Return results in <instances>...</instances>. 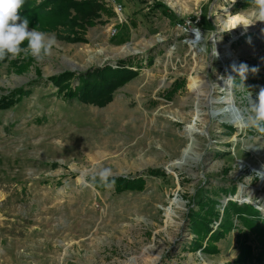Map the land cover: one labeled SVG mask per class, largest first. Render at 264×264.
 Instances as JSON below:
<instances>
[{"label": "rangeland", "instance_id": "obj_1", "mask_svg": "<svg viewBox=\"0 0 264 264\" xmlns=\"http://www.w3.org/2000/svg\"><path fill=\"white\" fill-rule=\"evenodd\" d=\"M98 1L114 15L103 14L79 32L84 42H65L62 30L47 32L58 43L44 61L23 53L0 61V100L31 90L0 110V264H149L152 257H158L155 264H236L237 238L247 231L235 212L225 215L231 202L223 213L218 207L233 195L264 207V178L256 175L264 172V134L221 125L216 114L225 100L249 114L248 93L255 101L264 88V23L245 34L250 44L244 38L233 46L249 71L244 81L237 75L234 97L224 99L215 85L222 70L215 37L227 43L240 32L226 31L220 21L225 12H250V0ZM187 21L204 33L202 54L177 35V25ZM29 57L28 70L19 73ZM120 61L142 68L103 108L66 101L45 82L72 72L77 87L80 75L118 68ZM200 76L213 103L195 106L190 79ZM189 125L197 129L194 150L201 156L179 167L172 163L189 144ZM100 167H110L115 177H143L146 186L122 194L113 187L98 191L87 180ZM150 170L161 174L148 176ZM200 201L216 203L212 233L230 214L234 224L210 253L204 251L208 239L195 249L200 240L190 225ZM257 217L264 223V213Z\"/></svg>", "mask_w": 264, "mask_h": 264}, {"label": "trees", "instance_id": "obj_2", "mask_svg": "<svg viewBox=\"0 0 264 264\" xmlns=\"http://www.w3.org/2000/svg\"><path fill=\"white\" fill-rule=\"evenodd\" d=\"M249 2H252L250 0ZM239 5L236 7L238 10ZM237 12V11H236ZM21 20H29V28L42 32L64 31L62 40L68 43H82L84 39L79 37V32L86 27L95 26V20H101L102 15L110 17L114 15L107 9L104 3L98 0H45L36 5V0H26L25 5L19 11ZM26 47V42L22 45ZM6 60V59H5ZM32 58H27V63L16 69L19 73L25 72ZM132 68H136L134 71ZM142 67L127 65L125 61L119 62V67L113 68L106 66L102 69H92L78 77L79 85L73 87L71 81L75 78L72 72H65L58 76L49 77L45 82L51 83L57 88V95L66 101H78L87 105H94L99 108L107 106L113 101L114 93L131 82L139 75ZM42 80V79H40ZM31 90L25 88L17 89L10 95L1 98L0 110H7L19 103L24 96ZM160 171L150 170L148 176H160ZM95 189L103 191L106 189L99 180L92 181L91 177L87 180ZM146 186V180L143 177L137 179H128L115 177V186L113 187L117 194L125 192H141ZM199 209L190 216V225L193 232L198 236L200 242H196L195 249H202L204 241L207 239V246L204 251L214 252L212 243L219 242L233 229L231 212L237 214L240 224L246 229L247 233L240 234L237 238L238 256L236 264H264V223L258 216V211L252 206L239 207L236 203H229L225 209V215L228 210L229 220H224L219 230L212 233V221L218 216L215 211L216 203L214 201L198 203ZM252 239V240H251ZM256 247H252V242Z\"/></svg>", "mask_w": 264, "mask_h": 264}, {"label": "clouds", "instance_id": "obj_3", "mask_svg": "<svg viewBox=\"0 0 264 264\" xmlns=\"http://www.w3.org/2000/svg\"><path fill=\"white\" fill-rule=\"evenodd\" d=\"M25 3L26 0H0V61L16 59L23 53L42 62L52 55L53 48L58 43L54 35L36 29L28 30L29 20L27 18L21 20L18 14ZM252 4L253 7L247 14L244 11L235 14L227 13L228 31L240 26L246 30L257 22L264 23V0H252ZM193 32L196 39H202L203 36L199 29L195 28ZM25 42L26 47H22ZM215 55H217L216 50ZM233 71H237L244 81L249 68L246 64H241L238 69L233 65ZM251 71L255 73L258 68L253 67ZM222 79H224L225 89L231 90L234 87L236 80L232 76ZM248 101L249 114L246 117H241L242 126L252 127L258 133L264 134V88L260 89L255 101L252 100L249 92ZM256 175L264 178V172H258ZM91 179L92 181L98 179L106 188L115 186V176L110 167L93 169Z\"/></svg>", "mask_w": 264, "mask_h": 264}, {"label": "built area", "instance_id": "obj_4", "mask_svg": "<svg viewBox=\"0 0 264 264\" xmlns=\"http://www.w3.org/2000/svg\"><path fill=\"white\" fill-rule=\"evenodd\" d=\"M121 8V7H120ZM178 30L180 31V33H177L178 36L180 37H184L183 42H186L185 44L188 45L189 49L194 50V54H202L204 53V49L202 47V42H203V38H204V33L202 30H200L197 27V24L194 22H185L183 24L177 25ZM197 28L199 29L201 35L203 36L202 39H196L195 38V33L193 32L194 29ZM237 31V30H236ZM113 35L116 34V30H114L112 32ZM221 35V34H220ZM217 35L216 38V44L214 45V49L216 50L217 55H215V50H214V55L216 57H218V66L219 69H222L221 72L218 74V78H216V86L221 88V90L219 91V94L223 95L222 98L227 99V98H233L234 97V89L232 88L231 90H227L225 89V84H224V79L222 78H227L228 76H232L233 79L236 80L238 72L237 71H233V65L236 66V68L238 69L239 66L242 64V60L240 59V57H235L236 55H238L233 46L236 45L238 42L241 41V39L245 38V41L247 44H250V41L248 39H246V35H241L239 32L237 34H232L231 38H228V42L227 43H223V41L225 42L226 38L222 37V35ZM218 41H221L223 43V45L221 43H217ZM216 88V87H215ZM195 92V91H194ZM240 99V97L238 98ZM225 102L227 103V106L223 109L226 110V113H223L222 115H219L217 117H222L221 119V125H229V126H234L235 128H237L240 132L242 131V129L244 128V126L238 127L234 124V122L231 119H236L235 116H233L231 114V104L229 103V101L225 100ZM236 104L238 101H236ZM222 110V112H224ZM242 112V115H248L245 114L246 110H240ZM246 117V116H245ZM241 188V187H240ZM237 195H233V197H229L227 199H225L224 201L221 202V209L220 206L218 207L220 211H222L221 213L224 212V209L226 207V205L229 202H233L234 198ZM250 196H248L249 198ZM241 200H237L238 204L240 205H252L257 211H259L260 213H264V207H262V209L260 207H257L252 200L250 201H246L247 197L245 199L240 198ZM218 211V212H220ZM260 216H262L261 214H259ZM220 216V215H219ZM262 218V217H261ZM221 223V220L219 222H214V228H217Z\"/></svg>", "mask_w": 264, "mask_h": 264}, {"label": "bare ground", "instance_id": "obj_5", "mask_svg": "<svg viewBox=\"0 0 264 264\" xmlns=\"http://www.w3.org/2000/svg\"><path fill=\"white\" fill-rule=\"evenodd\" d=\"M169 6H171L172 8L175 6L174 3L172 2H168ZM177 5V4H176ZM228 11V10H227ZM227 13L228 12H225L223 17H225L223 20H221V25L223 27V29H225L226 31H228V26L226 24V19H227ZM220 19V18H219ZM260 26V24L256 23L255 25L253 26H250L248 29H244L243 26H240V27H237L236 29L234 30H231L229 31L230 33H234L236 30L237 31H240L239 33L241 35H245L247 32H251V31H257L258 27ZM238 33V32H237ZM236 33V34H237ZM241 54V53H240ZM239 54V55H240ZM238 58V56H235ZM190 86L189 88L190 89H193V91H195V95H196V100H195V106H199V103H204L205 101H207V103H213L212 102V99L210 98V92L207 91V86L209 85L208 82L204 81V78L203 77H199V79H190ZM221 99V98H220ZM231 114L233 116L236 117V119H231L234 124L238 127H241L242 126V123H241V117H245L242 115V113L240 111H238L236 109V107H232L231 108ZM224 112L221 111V113H217L216 115H220V114H223V113H226L225 111L226 110H223ZM195 113L197 115H199V111L198 109H195ZM214 113H216L214 111ZM197 129H195V126L194 125H189L185 128V134L186 136L188 137L189 139V144L188 146L184 149L183 151V154L181 155V157L179 159H177L176 161H174L172 164L176 165V166H183L185 164H187L189 161H198L200 156L195 150H194V147H195V139H194V134L196 133ZM197 146V145H196ZM264 183H262L263 185ZM261 185V184H260ZM262 187V186H261ZM238 196L240 195H237L235 197L236 201L237 200H240L238 198ZM234 199V200H235ZM248 201V200H246ZM238 202V201H237ZM158 257H152L151 260L149 261V264H155V262L157 261ZM149 259H145L144 261L147 263ZM132 262L134 264H136V260H132Z\"/></svg>", "mask_w": 264, "mask_h": 264}]
</instances>
